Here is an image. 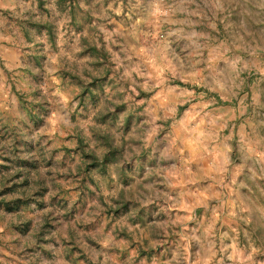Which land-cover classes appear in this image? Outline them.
<instances>
[{"label":"rangeland","instance_id":"374dc122","mask_svg":"<svg viewBox=\"0 0 264 264\" xmlns=\"http://www.w3.org/2000/svg\"><path fill=\"white\" fill-rule=\"evenodd\" d=\"M0 264H264V0H0Z\"/></svg>","mask_w":264,"mask_h":264}]
</instances>
